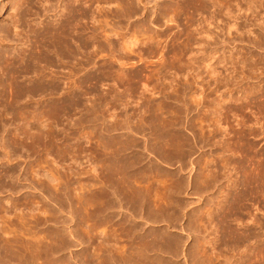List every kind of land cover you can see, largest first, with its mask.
<instances>
[{
	"label": "rangeland",
	"instance_id": "374dc122",
	"mask_svg": "<svg viewBox=\"0 0 264 264\" xmlns=\"http://www.w3.org/2000/svg\"><path fill=\"white\" fill-rule=\"evenodd\" d=\"M15 1L16 0H0V38L2 37V39H4L6 43V45L5 43L3 45H0V71L2 67L3 66L6 67L8 63L12 65L11 67H14V68L16 67V69L22 68L21 69L22 71L20 70L22 73L24 70L28 73L26 72H24L23 74L21 73L23 76L25 75L24 77L22 76L23 78H20V80H18L22 82L21 85H24V80H26L27 78L28 79L30 78L29 81L32 80L31 81L32 84L37 83L36 85H38L36 86L33 84V86H36L38 89H41L42 87L41 86H40L41 88L39 87L37 80L35 81V79L39 78V76L41 75L40 73H42L40 72V69H38V65L34 64L36 63V61H34V63L33 62L28 63L26 68H30V69H25V65H23L24 64L23 61L20 60L22 59L21 51L25 49L26 47L24 45L25 41L23 42L24 39L16 35L17 30H15L11 24L12 16L15 14V11L12 10V4ZM190 1L192 3H190L189 0H143L142 5L136 6L133 9L132 8L128 9V7H126L127 11L123 10L121 12L122 9L120 10L119 8V11H118L117 8L116 9L114 8L115 6H112L110 7L111 9L109 10L106 9L96 14V17H97L96 29H97L98 34H97V39L94 43V49L97 52L96 56L93 58L94 60L93 59H92L93 61L89 60L88 57L82 56V55L78 56L77 59H71L72 61L68 60L69 58L68 59L66 58V61L65 60L62 61V63H64L63 65L62 63L61 64L53 63V65H55V68L54 66H52L50 67L48 71L45 70V72H47L45 73L46 75L42 74V76H45L49 81L51 80L50 83L52 84L54 83L53 86L56 87L57 85L58 87V88H55L52 86V84H50L51 87L49 86V90H48L49 92H47L46 94H47V98L49 99L51 98L52 100L49 103V105L47 104V106L43 108V111L45 112L44 114L47 115L45 116L46 121L48 117L49 123H51V124L49 123L48 124L51 126H53L54 124L53 127H55V129L54 128L52 129L51 126L50 127L52 129V132H54V135H52V137L54 136L56 137L57 143H54L56 142L55 139H51L52 142L50 140L49 142L45 138L46 136L43 134L44 130L42 131V129H40L42 128L41 126H39L40 124L38 122L37 123L35 122L32 126L33 128H31L32 132H30L31 138H32V135L33 137L35 135V137L33 138L34 144L31 145L29 148L28 147L26 148L25 146L27 145L25 144L24 146V143L23 144L21 143L22 139L15 140L16 142L14 140L12 141L10 140L11 137L9 136L8 133H9V130H12L14 128L13 125H10V123H8L7 125L5 121H3L5 123L2 122V124H6L7 126L1 124L2 125L1 129L3 126H4L3 128L5 129L3 130L0 129L1 130L0 146H4L2 148H5V150L7 149V151L5 154V152H1L4 149H0V172H1L0 174H2L1 175L2 178L0 177V180H1L0 181L1 183L0 184L1 186L0 187L1 189L0 190V198H1L0 200L2 202L4 201V203L6 201H9L10 203V200L11 202H13L16 199L17 201L20 199L23 200L22 198H24V194H25V197H28L29 195V197L32 199L36 198L33 200L34 201L37 200L35 201L37 202V204L38 202L40 205L44 204L43 207L42 206L40 207V205H37V207L39 206L38 210L40 212L36 211L37 212L36 215L42 214L39 217V219L42 216H46V218H50L51 223H49L50 222L49 219H47L48 220V223H47V221H45L46 220L45 217L44 219L40 220L41 223L39 221H36L37 225H36V222H34V219H32L33 221L30 219L32 222L28 220V222L35 224V225L33 224L34 226H32V224L30 226L29 224L27 227L28 230L32 228L29 230V232L31 231V235L34 236L33 238H35L36 233L40 235L39 238H38V235H36L37 239H40L44 235H46L44 236L48 240V242L47 240L46 242L47 243L50 242V245H51V243L54 241V237L56 233L55 229L57 227L60 229V230L59 229L57 230V232L59 231L58 233H62L65 230L67 234H69V232L70 233L72 232L71 234L72 236L74 234L73 236L74 239L78 238L77 239L78 241L77 240L75 241L72 237L70 238L68 237V239H66V241L68 240L67 241V243H69L68 245L70 246L73 244V247L72 246L66 247L68 250L64 248L65 251L64 250L63 251L65 253L63 252L62 256L67 258V262H65L64 260L63 264L64 263L70 264L69 261L71 257H72L71 264H85L87 263L88 260H87V257L84 255H91V257L92 255L94 257L96 255H100V254H97L98 251L96 250L98 248L97 247L98 244L97 245L95 244L97 243L96 238L99 235L97 234L99 232L96 231L97 236L93 235V231L95 229L98 230V227L96 228L94 226V223L95 222L97 223V220L93 219L95 215L94 213L92 214L93 211L91 210L92 212L90 213L92 216L89 215L90 214L89 212L87 213L89 217L86 216L87 214L85 210H83V206H81L82 207L81 208L80 204L76 203L78 202L77 198L81 196L82 190L85 187L84 186L82 188L81 185L79 184L83 182L84 184L83 183L82 184L85 185V183L87 182L86 186L87 185L88 186L84 188V190L87 192L83 190L84 193H82L83 195L86 194L85 196L86 200L92 199L94 196L93 191L96 192V188L99 187V184L97 185V183L99 182L96 179L97 172L91 169V164L94 163L92 167H94L95 169L97 168V166L95 167V164H97V162L99 163V161H97L98 159L95 157L99 158L100 156L101 159L110 158V161L112 163H115L117 161L115 160V158L117 157L116 155H119L120 153V156H119L120 159L123 155L122 159L124 160V162L126 159H127L126 161H128L126 162L127 167L129 168L132 167L131 171L133 173L135 172V176L133 177H137V174L140 175L139 173L140 172L142 173L141 170L143 168H145V170L149 168L148 170H146L145 174L150 173V175H152V173H154L152 175L153 177H155V175L159 177L160 175V177L162 178L160 177L159 178L163 179L162 180L163 183L164 181L168 183L164 185H167V187H169L170 185V187L174 188L176 192L178 191L179 183L180 185L183 184L181 186L182 188L179 186V191H180L178 192L179 194L177 193L173 197V200H175V202L177 200L178 203L180 202L182 203V204L180 203V205L183 206L182 207L183 211L181 210V208L180 209L178 208V210L176 211L178 212L176 213L178 214L177 218L178 220L180 219L179 226L177 227L174 226L172 228L179 230L182 226L183 227L187 226L185 229L187 230V233L190 236L186 235L183 238L185 240L183 244L185 243L187 247V248L184 247V250L187 249L186 253L187 252L190 253L193 250L192 253L190 254L187 253V256H189L190 258L189 259L187 257L189 261L187 258H185L187 259V262L189 264L190 263L199 264L200 262H201L200 264L207 263L205 261L206 259L204 255L210 254V246L207 244V241L211 237H209L208 233L204 232L205 230L201 227V225L199 226V224L203 223L201 222L202 221L201 218H203L202 215L205 216V214H207L209 209L212 211L213 209L216 208L215 203L221 200L220 198L223 197V194H224L223 191H225V189H228V186L230 187L232 183V178L230 177V174H227L228 171H226L225 168H223L224 159L231 158L232 160L233 158V161H231L232 165L233 164L236 165V167L240 169V171L242 172L240 175L242 176L241 180H243L244 182L246 181V183L247 182L251 184L256 183L255 185L259 187L258 188L259 190L257 192L260 197L259 199L260 202L258 203L260 205V209L264 210V191H262L264 190V177H263L264 176V0H219L217 3L218 5H215V6H212V3H210V1H213V0H210V1L190 0ZM213 2L214 4H216V0ZM52 5L53 6L51 8H49V5L44 7L39 4L37 5L33 4V6H30V9L28 8L26 17L30 16L29 23H31V28H29L30 25L29 23H27L28 26L26 27L27 28L26 30L34 29V31L37 30L40 33L41 32L40 28L43 27V25H41L42 23L53 24V22L58 20L62 12L67 13L65 12V10H63V5L62 6H60V4L57 5L55 2ZM202 16L208 17V21L204 22V17ZM206 17H205V20H206ZM89 25L90 24H88L87 19H85L83 22V25L80 26L81 27L80 29H82L80 30L82 41L87 42L86 40L87 38L85 37H88V34L90 33L91 25L90 26ZM136 27H138L139 29ZM128 28L130 29V32H128L129 31ZM134 30H136V32H134ZM126 39H133L132 41L135 40L136 43L132 45V47L129 46L128 49H126L124 47V46H128L125 44ZM47 46L49 47V44ZM44 47L45 48L42 49L43 52L51 51L50 49L51 47L49 48L46 46ZM129 50H132V51H129ZM46 54L51 55V53L49 52ZM20 55L21 57H19ZM224 57H227V58L224 59ZM210 59H212L210 62L215 63V68H216L215 72H217L218 75H220L219 73H221V75L223 74V78H226L227 75L232 73L231 75L232 81L230 80L229 85L227 86L223 85L222 87L221 85H218L219 86L218 89L223 94V98H222L223 101L221 102V107L224 110L223 116L221 118L222 120L221 123H223L222 129L223 127L224 128L228 127L227 128L229 130V132L227 130L228 134L231 132L229 134L230 135L229 138L231 137L232 142L230 143L232 145L231 147H229V151L230 152L232 151L233 154H231L232 152L229 153V151H225L227 150V147L223 148L222 144H219L222 142L221 133H223V131H221L222 129L221 130L219 129L220 131L217 132L218 129L216 128H215L216 130L213 129L215 126L211 122L213 119L216 120L217 118L216 116H214L212 111L216 108V105L213 102L219 94L218 93L216 94L217 85H215L216 82L214 81V79L213 78L211 79V77L213 76L211 74H208V70L206 69L207 71L206 72L204 68L206 61L209 62L208 60ZM18 60H20V62ZM14 61H16V63L18 61L19 65L14 63ZM78 61H80L79 62L80 64L78 63ZM43 62L41 64L42 66L44 65ZM77 63L79 65L77 67L78 69L75 67L77 66ZM226 63L228 65H226ZM13 64H16L18 67L16 65L14 66ZM30 64L33 65L34 67L36 65L35 67L36 70H34L33 66H32L33 68H31ZM90 64H92V67L90 66ZM59 65L60 66L62 65V67L60 68ZM190 65L192 66L196 65V66L192 67ZM199 66L202 68V70H200L201 68ZM187 67L188 68L192 67L191 68L192 70L187 69ZM196 67H198L199 70H197L198 68ZM194 68L196 71L194 70ZM203 68H204V71H203ZM52 70L54 71V73H57V74L54 75ZM192 71L196 73H193ZM37 72L38 73L40 72L39 75ZM53 78H54L53 80L54 82L52 81ZM47 79L45 80L46 82L44 83L49 84V81ZM29 81H26L27 84L25 83V86L30 85ZM77 81L80 82V85ZM72 82H77L75 85L78 84L77 85L78 87L81 86L80 89L76 88L77 86H74L75 88L72 87L74 85V83ZM70 83L72 84V86L70 85ZM145 85H146V88L144 89ZM25 86L23 87V89L21 86V88L18 89V92L19 90L21 91V93H23V91L25 92L26 90L24 89H27L25 88ZM36 87H34V90L37 91ZM6 88L10 90L9 87H6ZM2 93L3 95L5 93L6 94L8 93V94L7 96H2L0 92V98L2 97L1 98L2 100L0 99L1 102L6 103L7 101L8 102L12 101L10 99L11 98L10 91L5 92L4 90V92L2 91ZM37 94H39L38 95L39 97L37 96ZM40 94H41V91L39 92L38 90L34 94L35 96L34 98L38 100L37 98L41 97ZM59 99L61 101L56 102V100H59ZM212 114L215 118L212 116ZM208 120L210 121V123ZM126 123L128 126L126 125ZM6 129L8 131H6ZM66 134H68V136H66ZM7 135L9 136V138ZM36 135L37 137L38 136L41 137L42 135H44V137L42 136L41 139L40 137L38 139ZM70 135L71 137H69ZM98 137L99 138L102 137L101 138L102 140L99 139ZM69 138H71V140ZM163 138L165 140L167 138V140L165 141ZM98 139L99 141L100 140L102 142L104 141L103 143H105L104 139H107L106 140V144L108 148L107 151L102 148L106 144L103 145V143H101V141L99 142ZM120 139L123 141H121ZM129 139L133 142L134 141L136 142L138 141V142L137 143L135 142L134 143L135 145H134L132 142L129 141ZM67 140L70 142H68ZM112 140L114 141L119 140L117 141L119 146L116 147V149H119L117 150V152L118 151L119 152L117 154L115 153L114 155L112 153L113 148L110 149L109 147H111L110 146L111 143L114 144L112 145V147L116 146L117 143L116 142L114 143V141ZM182 140H184L185 143L184 141L182 142ZM17 141H18V145H17ZM36 141L40 143H37ZM45 141L48 143H46ZM58 141H59V144H58ZM125 141L128 144L125 143ZM168 141H170V144L173 143L174 145L173 144L169 145L170 147L172 146V148L170 149L172 151L171 152L164 151L165 153L164 154L162 151L163 149L161 150V147H163L164 144L167 143ZM35 142L37 144H35ZM49 143L50 145H48ZM62 143L65 145H63ZM77 143L80 148L81 147L83 148L84 151L79 149V147L77 146ZM100 143L102 144V146ZM157 143L159 144L161 143V145ZM56 144L58 147L60 146V149L56 146ZM92 144L95 145V147ZM97 144H100V145H97ZM126 144L128 145L129 149L125 148L127 147ZM131 144H133L134 146ZM167 144H169V142ZM68 145L70 147L74 145L73 147L74 148L76 147L78 149L76 148L74 149L73 147H71L69 150ZM121 145L123 146L121 147ZM136 145L137 147H135ZM46 146L48 149H49V146H51V149H49L50 152L49 150L47 152ZM182 146H185L184 150ZM54 147L59 150L55 149ZM96 147H99L98 149L100 150L96 149ZM89 148H91V150ZM92 148H93V151H92ZM121 148H125V149H121ZM145 148L147 151L144 150ZM43 149L46 151H44ZM54 149L58 152L62 151L64 153H58V152L55 153L56 151ZM88 149L90 151H88ZM132 149L133 150L135 149V150L133 151ZM103 150L105 153L103 152ZM111 150H112L111 152L112 155L111 153L110 154L108 153V151L110 152ZM125 150H126V153H125ZM128 150L130 151L128 152ZM154 150H156L157 152ZM43 151L47 152L48 155L46 156L48 157V160L46 159L45 153ZM52 151H54L53 152L54 154L51 153ZM77 151L78 152L80 151L81 155H82L81 152H84L83 154L84 156L83 155L81 156L80 154H78L79 155L78 156ZM86 151H88V153H86ZM121 151H124V153L122 152V155H121ZM135 151L137 152L138 155H140L139 152H141V155L138 157ZM72 152H74L76 156L75 154L74 155L71 154ZM98 152H100L102 155H100V153ZM9 153H11L10 155L12 156H6ZM55 154L56 155L62 154V156L57 155L58 156L57 157ZM94 154H96L95 157H93ZM108 154L109 156H107ZM72 155L75 158H73ZM54 156H56L55 158L57 159H55ZM110 156H114L113 157L114 161L113 159L111 160ZM7 157H10V160H6ZM41 157L42 158L45 157L44 159L47 160L48 162H46L45 160H41L42 159ZM63 157L65 159L64 161L67 160L66 163L65 162L63 163ZM76 157H77V160L80 159V162L82 161L83 157L85 159H83L81 163L78 161L79 164H77L78 162L75 163L77 161ZM86 157L89 158L87 162H86L87 160ZM69 158H72L75 160L70 161ZM91 158L94 159V162L93 160L90 162ZM142 158H143L142 162L144 163L140 161ZM59 159L61 160L59 161ZM133 159L134 161H132ZM13 160L15 161L13 162ZM156 160L159 161V164H157L158 162ZM7 161L8 162L12 161L13 163L11 162V164H9L10 162L8 163ZM43 161L45 162V164H43L44 163ZM84 161L86 162V164ZM130 161L131 163L135 162L134 165H132ZM147 161L149 163H152L150 164L152 166L148 165L149 163ZM56 162H58L61 165L58 166L59 164H57ZM60 162H62L64 166ZM67 162L69 163L68 165H67ZM139 163L140 164L142 163L144 166L145 165L147 166L144 167L143 165H140ZM82 164L84 165V167H82L83 166ZM89 164L90 166H88ZM70 165L72 168L70 167ZM72 165L74 166V168ZM65 166L66 167L68 166L67 168H71V169L67 171V168ZM77 166L81 167V169L79 167L77 168ZM138 166H140L141 168L140 167L138 168ZM157 166H160V167H157ZM37 167L44 168V169L41 168L40 170H37L38 172H42L43 170L47 168L46 170L49 171L50 169L51 170L50 172L53 173L54 171L52 169H54L56 173L54 172L53 174H56V176L59 175L57 174L59 173L57 171H60V174H62L66 170V172H64L62 175H59L57 177L58 179L59 178L62 179L60 181L58 180L61 183L60 187L63 186L62 188H64L65 186L66 189L64 188L65 189L64 190L60 188L58 186L59 185L58 182L54 184L51 183L50 186L44 185V184H48L45 182L47 180H45L44 178H39L37 181L36 179L40 177V175L38 174L34 175V173L31 174L32 172H30L31 175L29 174L30 168H33L31 169V171H33L35 169H39ZM64 167L66 168L65 170L63 169L60 170V168H64ZM158 168L160 170H158ZM72 169H75L73 171H75L74 173H76V175L72 174L73 172V171L71 172ZM77 170H81L83 172L79 171L80 172L79 173ZM145 170L143 169V174ZM26 171H28V173H26ZM76 171L79 174H82V173L84 174L79 175ZM157 172L159 173L161 172V173L158 174ZM70 174L73 175L72 180L74 181L76 180L77 182L79 179L82 181L81 183L77 182L78 183L77 185H79L82 190L80 189V187H77L76 182L71 180L70 177L72 176H70ZM77 174L81 177L78 178ZM248 174L252 176L250 177ZM7 175L8 177H6ZM10 175H12V178H10L11 177ZM63 175H65V177ZM131 175H134V174H131ZM150 175L149 177H151ZM31 176L36 179H32ZM158 177H155L156 180L159 179ZM253 177H255L254 178L255 182L250 180V179L253 180ZM17 178H19L18 181H17ZM137 178L141 179L140 181L142 182L143 180L153 181L155 179V178L152 179V177L148 179L146 177H143V180H142V178H140L139 176ZM144 178L147 180H145ZM40 179L42 181L44 180L43 181L44 186L42 184L40 185L39 183ZM35 180L39 183L38 185ZM69 180H71L72 184ZM156 180L153 181V183L156 182L158 184V181L160 182V180L158 181ZM32 181H34V183ZM148 182H144V183L146 184ZM213 182L214 184H212ZM163 183H160V184H163ZM70 184H71V187H69ZM92 184L97 185L96 188H95V185H94V188H91L93 186ZM175 184L177 186H174V187L171 186ZM2 185L5 188L7 186L8 187L4 190L3 189L4 187ZM52 185H57L59 188V191L60 190L61 191L64 190V191L63 192L60 191V193H58L59 192L58 189L55 188V190L57 189L58 191V192L56 191V194L58 195H55V191L53 190L54 187ZM75 185L78 188V190L77 188L76 189L74 188ZM50 187L52 188L53 190L52 192H54V194L50 191L51 189ZM9 188L11 189L10 191H9ZM70 188L75 189V190H71ZM180 188L181 189L184 188V190H182L181 192ZM68 190L69 192L74 191V193L75 191L76 192L78 191L80 194L78 193L74 194L73 192L68 193ZM90 191H92L93 194H90ZM17 192L20 194L17 195L18 194ZM65 193L67 194L65 195ZM87 193H89V195ZM10 194L11 196L13 195V198L15 200L10 197ZM73 194L76 197L73 196ZM69 195H71L72 198L75 197L76 201H74L75 199L72 200V198ZM59 196H62L61 198L63 199H61ZM62 200L63 202H61ZM21 202L22 201H20V203ZM56 202L58 203L56 204ZM114 202L116 203L115 199H114ZM114 202H111L109 204V208H110L109 209L110 214L108 215L109 217H112L113 216L112 213L115 212L114 207H113L114 210L112 212V206H115ZM77 204H78V207H77ZM61 207H64L62 208V211H63L62 213L60 211ZM116 207L118 208L117 205L115 206V208ZM211 207L213 208L211 209ZM82 211L85 214H82L83 213ZM109 211L105 212V216H107ZM36 212H34V214ZM78 212H79V215H78ZM38 213H41V214H38ZM52 213L54 214L53 218L55 220L53 223H52L53 219L51 217L53 215ZM115 213H117V210ZM115 213L112 219L114 218L115 221H117L119 220V217L115 215ZM21 214L22 213L19 210V215ZM80 214H82L84 218H82ZM263 214H264V211L258 214V217L261 219H264ZM11 215H13V213ZM47 216H50V217H47ZM71 216L74 218V219L72 218L73 223H72V219L70 220ZM79 216L81 217L82 220L78 219L80 218ZM85 218L86 219L88 218L89 220L88 219L86 220ZM83 219L86 221V223L90 222V219L91 221L95 220V222L92 224L89 223V225L88 224L84 225L85 227L87 225L88 226L91 225V227L92 225L94 226L90 233L91 235L89 234L87 237L88 239L86 238L87 233L85 231V227L81 225L82 221H84ZM194 219L197 223L194 221ZM196 219L197 220L199 219L198 221H200L201 223L200 222L198 223ZM42 221L45 222V225L44 223H42ZM56 221L57 223H55ZM79 221L81 223H79ZM17 223H21V224H17ZM17 223L16 224L19 225L17 226L15 224L17 229L15 228L14 225L11 226V228L14 227L15 231L19 230L20 228V232L17 231V233H20V234L25 233L26 231L28 232V230L26 231L24 230L27 228L24 227V225L22 224V221L17 222ZM21 225H23L22 228H24L23 230L25 232L22 231V228L20 227ZM78 225L80 227H77ZM116 225H113L112 227L113 230L119 229L116 227ZM114 226L117 229H114ZM161 226L163 227L161 228ZM190 226H193V227H190ZM82 227L84 229L83 231L86 234L84 232L82 233L85 235H82L81 233ZM101 227H102V231L105 227L106 228L104 229V231L105 230L109 231V229L111 228V227L107 228L108 226H105L104 228L103 226ZM101 227L99 226L100 229ZM149 229L151 230H147L148 232L152 231L154 227H151ZM159 229L162 231H165L167 227L166 225L164 227V224H161L159 225ZM53 231L54 233H52ZM118 231L120 233V229ZM32 232L33 234L34 233L35 234L33 235ZM77 233L79 234V236L77 235ZM176 233L178 234V232ZM49 237L53 238L52 242L50 240L51 238ZM90 237H91V242L95 246L89 243ZM204 237L205 238L209 237V238H207V241H206ZM92 239L95 240L96 242L95 241L93 242ZM124 239H122V242L119 243L120 246L123 245ZM70 241L71 243L72 242L73 243L71 244ZM79 244H81V246H79ZM124 245L125 246L127 245L126 241L124 242ZM124 245L122 247H124ZM199 245H201V248ZM206 245H208L209 248ZM196 246H198V248L200 249H198ZM202 246H205V247H202ZM95 247L96 249H94ZM69 248H72V249H69ZM189 249L191 251H188ZM218 250L220 249H217V253L222 252L221 250L220 251ZM85 251L88 253L85 254L86 253ZM195 251L198 253H194ZM202 253H205V254L202 255ZM73 254L75 256H73ZM107 254H104L103 256L101 254L100 256L105 259L107 257ZM199 254L202 255V257ZM224 254L225 253L223 252V254L221 255H224ZM76 255H78L77 256L78 258L76 257ZM190 255H194V256L190 257ZM195 255L196 256L198 255L199 258L196 257ZM225 255L228 257L227 254ZM224 256H221V258L218 257L221 260H218L216 258L217 262H214V264L215 263L216 264H222V263L226 264V260ZM74 257L75 259H73ZM222 257H224V259H222ZM178 259L180 263L182 260H183L182 263L186 261L183 255L180 258H176L177 263H179ZM220 261H223V262L220 263Z\"/></svg>",
	"mask_w": 264,
	"mask_h": 264
},
{
	"label": "bare ground",
	"instance_id": "6f19581e",
	"mask_svg": "<svg viewBox=\"0 0 264 264\" xmlns=\"http://www.w3.org/2000/svg\"><path fill=\"white\" fill-rule=\"evenodd\" d=\"M208 1H210V0H208ZM213 1H215V0H213ZM213 1H210V3H212V6H215V5H218L217 3H218V1L219 0H216V4H214V2ZM56 3L57 5H59L60 4V6H62L63 5V10H65V12H67V13H63L62 12V14L59 16V18H58V20H56L55 22H53V24H50V23H48V24H44V23H42L41 25H43V27H41L40 29V33L37 31V30H35L34 31V29L33 30H26L27 28V23H29V21H30V19H29V17L30 16H28V17H26V15H27V12H28V8L30 9V6H33V4H39V5H41V6H44V7H46L47 5H49V8H51L53 5V3ZM187 2V1H186ZM189 2L190 3H192L190 0H189ZM143 4V0H16L13 4H12V10H14L15 11V14L12 16V27L15 29V30H17V32H16V35L18 36V37H21L22 39H24L23 40V42L25 41V43H24V45H25V49H23L21 52V55H22V59H20V60H22L23 61V65H25V69H30V68H26L27 67V64L28 63H30V62H33L34 63V61H36V63H34V64H37L38 65V69H40V72H42V73H40L41 75L39 76V78H36L35 79V81L37 80V82H38V84H39V87L41 88V89H38L36 86H38V85H36L35 83H33L34 85H36V86H33V84L31 83V81H29V79L27 78L26 80H24V85H21L22 84V82H20V81H18V80H20V78H23L24 76L22 75L24 72H26L25 70L23 71V73L21 72L22 70V68H18V69H16V67L14 68V67H11L12 65L10 64V63H8V61H7V66L6 67H2V69H1V71H0V92H1V94H2V96H7V94L5 95H3V93H2V91L4 92V90H5V92H8V91H10V95H11V100L12 101H10V102H8L6 99V101L8 102H6V103H3V102H1L0 101V129H1V126L2 125H6V124H2V122L3 121H5L6 123H7V125H8V123H10V125H13V129L12 130H9V136L11 137V138H13V139H11L10 138V140L12 141V140H20V139H22V141H21V143L23 144L24 143V146H25V144L27 145V146H25L26 148L28 147H30L31 145H33L34 144V137H35V135H34V137H33V135H32V138L30 137L31 135H30V132H32V130H31V128H33L32 126H33V124L36 122H38L40 125L39 126H41L42 128H40V129H42V131H43V134L46 136L45 138L49 141H51L52 142V140L51 139H55V141L57 140L56 139V137L54 136V137H52V135H54V132H52V129L54 128L55 129V127H53L54 126V124H53V126H51V125H49V124H51V123H49V120H48V117H47V121H46V117L45 116H47V115H45L44 113V111H43V108H45L46 106H47V104L49 105V103L51 102V98L49 99V98H47V92H49L48 90H49V86L51 87V85L50 84H52V83H50L51 82V80L49 81L45 76H42V74H44V75H46L45 73H47V72H45V70H49L50 69V67H52V66H54V68H55V65H53V63L55 64V63H58V64H61L62 63V61L63 60H65L66 61V58L68 59V60H71V59H77V57L78 56H86V57H88L89 58V60H92L95 56H96V51H95V49H94V43H95V41H96V39H97V29H96V22H97V17H96V14L99 12L100 13V11H104V10H106V9H111L110 7H112V6H115L114 8L116 9L117 8V10L119 11V8H120V10H121V12L123 11V10H125V11H127V9H126V7H128V9L129 8H135L136 6H139V5H142ZM208 4H209V2H208ZM212 8V7H211ZM46 9H48V8H46ZM124 11V12H125ZM124 12H123V14H124ZM29 14H30V12H29ZM28 14V15H29ZM202 17H204V22L206 21H208V17H206V16H202ZM205 17H206V20H205ZM29 20H28V19ZM85 19H87V21H88V24H90L89 26H90V36H89V34H88V37H85V38H87L86 40H87V42H85V41H82V39H81V33H80V30H82V29H80L81 27L80 26H82L83 25V22H84V20ZM172 20V19H171ZM171 20H170V22H171ZM233 23V22H232ZM29 28H31V23H29ZM237 27V26H236ZM136 28H138V27H136ZM129 29V28H128ZM132 29H133V27H132ZM139 29V28H138ZM128 32H130V29H129V31ZM134 32H136V30H134ZM134 35V34H133ZM101 36V35H100ZM129 36H130V34H129ZM133 37V36H132ZM83 40H84V38H83ZM133 39H126V45H128V46H124L126 49H128V47L130 46V47H132V45H134L135 43H136V41L134 40V41H132ZM5 43V40L4 39H2V37L0 38V45H3ZM49 44V47H51L50 49H51V51H44L43 52V48H45L44 46H46V47H48L47 45ZM5 45H6V43H5ZM48 47V48H49ZM125 49V50H126ZM47 50H49V49H47ZM129 51H132V50H129ZM51 53V55H48V54H46V53ZM194 52V51H193ZM99 54V53H98ZM133 54V53H132ZM21 55L19 56V57H21ZM224 55V54H223ZM240 55V54H239ZM45 56V57H44ZM225 56V55H224ZM238 56V55H237ZM233 57V56H232ZM236 57V56H235ZM80 58V57H79ZM118 58V57H117ZM213 58V57H212ZM225 58H227V57H224V59ZM238 59H239V57H238ZM20 60H18L19 62H20ZM94 60V59H93ZM92 60V61H93ZM212 59H210V60H208L209 62H207L206 61V64H205V66H204V68H205V71H206V69L208 70V74H211L213 77H211V75H210V77H211V79L213 78L214 79V81L216 82V84L215 85H217L216 87H217V89H216V94L218 93L219 95L217 96V98L214 100V102L213 103H215V105H216V108L212 111V113L214 114V116H216L217 118H216V120H212L211 122H212V124H214V128L213 129H218V131L217 132H219L221 129H222V124L223 123H221V118H222V116H223V109H222V107H221V102L223 101L222 100V98H223V94L220 92V90L218 89L219 88V86L218 85H221V87L224 85V86H227V85H229V82H230V80L232 79V73H230L229 75H227V77L226 78H223V74L221 75V73H219L220 75H221V77H220V75H218V73L217 72H215V63H213V62H210ZM17 61V63H16V61H14V63H16V64H18L19 65V62ZM22 61H21V63H22ZM44 61V62H43ZM72 61V60H71ZM75 61V60H74ZM84 61V60H83ZM91 61V62H92ZM229 61H231V60H229ZM242 61V60H241ZM42 62H43V66L41 65L42 64ZM77 62V61H76ZM80 61H78V63H79ZM20 63V64H21ZM78 63H77V66H75L74 64V66L77 68L79 65H78ZM94 63V62H93ZM92 63V64H93ZM218 63V62H217ZM6 64V63H5ZM10 64V65H9ZM16 64H13L14 66L16 65ZM64 63H62V65H63ZM67 64V63H66ZM76 64V63H75ZM80 64V63H79ZM92 64H90V66L92 67ZM123 64V63H122ZM188 64V63H187ZM191 64V63H190ZM204 64V63H203ZM241 64V63H240ZM31 65V64H30ZM62 65L60 66L59 65V67L61 68L62 67ZM69 65V64H68ZM73 65H71V66H73ZM120 65H121V63H120ZM129 65V64H128ZM201 65V64H200ZM218 65V64H217ZM226 65H228L227 63H226ZM232 65V64H231ZM230 65V66H231ZM17 66V65H16ZM33 65H31L30 67L31 68H33L32 67ZM56 66H57V64H56ZM70 66V67H71ZM190 66H192V65H190ZM196 65H193L192 67H195ZM203 66V65H202ZM222 66V65H221ZM18 67V66H17ZM20 67V66H19ZM24 67V66H23ZM35 67H36V65H35ZM34 67V70H36V68ZM75 67H73V68H75ZM191 67V68H192ZM200 67V66H199ZM54 68H53V70H54ZM85 68V67H84ZM88 68V67H87ZM191 68H188L187 67V69H191ZM196 68H198V67H196ZM201 68V67H200ZM204 68H203V71H204ZM24 69V68H23ZM41 69H42V71H41ZM78 69V68H77ZM86 69V68H85ZM93 69V68H92ZM95 69V68H94ZM224 69V68H223ZM21 70V71H20ZM52 70V71H53ZM60 70V69H59ZM192 70V69H191ZM194 70H195V68H194ZM197 70H199V68L197 69ZM200 70H202V68L200 69ZM28 71V70H27ZM30 71V70H29ZM39 71V70H38ZM73 71V70H72ZM85 71V70H84ZM190 71V70H189ZM196 71V70H195ZM56 72V71H55ZM181 72V71H180ZM193 72V71H192ZM197 72H199V71H197ZM201 72V71H200ZM207 72V71H206ZM22 73V74H21ZM26 73H28V72H26ZM38 73V72H37ZM39 73H38V75H39ZM176 73V72H175ZM193 73H196V72H193ZM53 74L55 75V74H57V73H54V71H53ZM52 74V75H53ZM59 74V73H58ZM37 75V76H38ZM51 75V76H52ZM53 75V76H54ZM23 76V77H22ZM27 76V75H26ZM36 76V75H35ZM58 76V75H57ZM196 76V75H195ZM200 76V75H199ZM198 76V77H199ZM203 76H204V74H203ZM237 76V75H236ZM56 77V76H55ZM54 77V78H55ZM209 77V78H210ZM54 78L52 79V81L54 80ZM148 78V77H147ZM197 78V77H196ZM236 78V77H235ZM48 80L49 81V84H46V83H44V82H46L45 80ZM72 79V78H71ZM80 79V78H79ZM73 80V79H72ZM146 80V79H145ZM21 81H23V80H21ZM26 81H29L30 82V85H26L25 86V83H26ZM232 81V80H231ZM54 82V81H53ZM78 82V81H77ZM77 82H72V83H74V85L72 86V84L70 83V85L72 86V87H74V86H77V85H75ZM79 83V85H80V82H78ZM213 83V82H212ZM234 83V82H233ZM239 83V82H238ZM27 84V83H26ZM29 84V83H28ZM32 84V85H31ZM54 84V83H53ZM53 84H52V86H53ZM147 84V83H146ZM164 84V83H163ZM211 84V83H210ZM18 87H17V86ZM69 85V84H68ZM17 88H16V87ZM21 86H22V89H23V87L25 86V88H27V89H24V90H26L25 92L23 91V93H21V91L19 90V92H18V89H20L21 88ZM169 86V85H168ZM6 87H9L10 88V90L8 89V88H6ZM34 87H36L37 88V91L39 90V92L41 91V94H40V98H37L38 100H36L34 97V94L37 92L36 90H34ZM53 87H55V86H53ZM70 87V86H69ZM80 87L81 86H77L76 88H79L80 89ZM212 87V86H211ZM220 87V88H221ZM8 90H6V89ZM55 88H58L57 87V85H56V87ZM55 88H54V90H55ZM75 88V87H74ZM146 88V85H145V87H144V89ZM150 88V87H149ZM17 89V90H16ZM50 90H51V88H50ZM224 90V89H223ZM36 91V92H35ZM52 91H53V89H52ZM225 91V90H224ZM56 92V91H55ZM149 92V91H148ZM153 92V91H152ZM132 93V92H131ZM185 93V92H184ZM51 94V93H50ZM176 94V93H175ZM39 94H37V96H38ZM49 95V94H48ZM52 95V94H51ZM72 96V95H71ZM198 96V95H197ZM39 97V96H38ZM49 97V96H48ZM2 98V97H1ZM0 98V99H1ZM212 98V97H211ZM3 99H4V97H3ZM73 99V98H72ZM2 100V99H1ZM226 100V99H225ZM229 100V99H228ZM59 102V101H61L60 99L59 100H56V102ZM141 101V100H140ZM145 101V100H144ZM238 101V100H237ZM5 102V101H4ZM155 102V101H154ZM237 103V102H236ZM218 106V107H217ZM220 108V109H219ZM147 109V108H146ZM239 109V108H238ZM45 110V109H44ZM209 110V109H208ZM155 113V112H154ZM232 113V112H231ZM230 113V114H231ZM213 114H212V116H213ZM144 115V114H143ZM236 115V114H235ZM211 116V117H212ZM213 116V117H214ZM238 116V115H237ZM241 116V115H240ZM113 117V116H112ZM215 118V117H214ZM236 118H238V117H236ZM210 119V118H209ZM241 119V118H240ZM52 120V119H51ZM50 120V121H51ZM112 120V119H111ZM133 120V119H132ZM146 120V119H145ZM209 121V120H208ZM5 122H3V123H5ZM214 122V123H213ZM239 122V121H238ZM49 123V124H48ZM55 123V122H54ZM129 123V122H128ZM203 123V122H202ZM209 123H210V121H209ZM208 123V124H209ZM2 124V125H1ZM58 124V123H57ZM137 124V123H136ZM204 124V123H203ZM259 124V123H258ZM6 125V126H7ZM126 125H127V123H126ZM210 125V124H209ZM244 125V124H243ZM5 126V127H6ZM52 127V129H51V127ZM75 126V125H74ZM128 126V125H127ZM237 126V125H236ZM4 127V126H3ZM2 127V129L1 130H3V129H5V128H3ZM211 127V126H210ZM58 128V127H57ZM171 128V127H170ZM212 128V127H211ZM228 128V127H227ZM227 128H224L223 127V129L221 130V131H223V133H221V138H222V142L221 143H219V144H222V146H223V148L224 147H227V150H225V151H229V147H231V143L230 142H232L231 141V137L229 138V134L231 133H229L228 134V132H229V130L227 129ZM9 129H10V127H9ZM215 129V130H216ZM220 129V130H219ZM1 130H0V132H1ZM127 130V129H126ZM227 130H228V132H227ZM263 130V129H262ZM6 131H8L7 129H6ZM5 131V132H6ZM56 131H57V129H56ZM65 131V130H64ZM164 131V130H163ZM71 132V131H70ZM169 132V131H168ZM53 133V134H52ZM66 133V132H65ZM57 134V133H56ZM55 134V135H56ZM77 134H79V133H77ZM134 134V133H133ZM44 135H42L43 137H44ZM8 136V135H7ZM9 136H8V138H9ZM42 136L40 137V136H38L37 137V135H36V137L39 139V137H40V139L42 138ZM66 136H68V134H66ZM78 136V135H77ZM123 136V135H122ZM130 136V135H129ZM132 136V135H131ZM165 136V135H164ZM58 137V136H57ZM69 137H71V135L69 136ZM212 137V136H211ZM99 138V137H98ZM102 137H100L99 139H101ZM36 139V138H35ZM63 139V138H62ZM67 139V138H66ZM70 140H71V138H69ZM68 139V140H69ZM73 139V138H72ZM99 139H98V141H99ZM127 139V138H126ZM159 139V138H158ZM157 139V140H158ZM164 139V138H163ZM162 139V140H163ZM43 140H44V138H43ZM65 140V139H64ZM67 140V141H68ZM74 140V139H73ZM72 140V141H73ZM76 140V139H75ZM102 140V139H101ZM100 140V141H101ZM105 140V143H103L102 141H101V143H103V145L104 144H106V140L107 139H104ZM121 140V139H120ZM125 140V139H124ZM128 140V139H127ZM126 140V141H127ZM133 140V139H132ZM156 140V141H157ZM165 140V139H164ZM166 140H167V138H166ZM165 140V141H166ZM30 141V142H29ZM49 141V142H50ZM99 141V142H100ZM110 141V140H109ZM108 141V142H109ZM112 141H114V140H112ZM111 141V142H112ZM117 141H119V140H115L114 141V143L116 142L117 143ZM121 141H123V140H121ZM125 141V143H127ZM129 141L130 142H132L133 144L136 142V141H131L130 139H129ZM159 141V140H158ZM157 141V142H158ZM184 140H182V142H183ZM16 142V141H15ZM37 142V141H36ZM35 142V144H37V143H40V142H37L36 143ZM46 142V141H45ZM68 142H70V141H68ZM77 142V141H76ZM98 142V143H99ZM138 142V141H137ZM136 142V143H137ZM169 142V144H167ZM167 143H165L164 144V146L163 147H161V150L163 151V153H164V151H168V152H171L172 150H170L171 148H172V146L170 147L169 145H172V144H170V141H168ZM20 143V144H21ZM46 143H48V142H46ZM54 143H57V141L56 142H54ZM53 143V144H54ZM100 143V144H101ZM110 143V142H109ZM184 143H185V141H184ZM21 144V145H22ZM58 144H59V141H58ZM63 144V143H62ZM100 144H97V145H100ZM120 144V143H119ZM128 144V143H127ZM126 144V146L127 147H125V148H128V145ZM133 144H131V145H133ZM157 144H159V143H157ZM187 144V143H186ZM186 144H185V146H186ZM17 145H18V141H17ZM47 145V144H46ZM48 145H50V143L48 144ZM63 145H65V144H63ZM75 145H76V143H75ZM88 145V144H87ZM93 145V144H92ZM96 145V146H97ZM112 145H114V144H110V146L111 147H109L110 149L111 148H113L112 150H113V152H112V150L109 152L108 151V153L110 154L111 152L113 153V155L116 153H118L117 152V150H119V149H116V147H118L119 145H118V143H117V145L116 146H113L112 147ZM124 145V144H123ZM123 145H121V147L123 146ZM130 145V144H129ZM135 145V144H134ZM133 145V146H134ZM159 145H161V143L159 144ZM174 145V144H173ZM183 145V144H182ZM23 146V147H24ZM56 146H57V144H56ZM69 146V145H68ZM68 146H66V147H68ZM74 146V145H73ZM73 146H71V147H73ZM77 146L79 147V145H78V143H77ZM90 146V145H89ZM94 147H95V145H93ZM101 146H102V144H101ZM158 146V145H157ZM185 146H182L183 147V150H184V147ZM2 147H4V146H0V149H4L5 150V148H2ZM22 147V146H21ZM53 147V146H52ZM58 147V146H57ZM64 147V146H63ZM70 146H69V150H70V148H71ZM100 147V146H99ZM99 147H96V149H98ZM130 147V146H129ZM135 147H137V145L135 146ZM139 147V146H138ZM145 147V146H144ZM179 147V146H178ZM177 147V148H178ZM46 148H47V146H46ZM45 148V149H46ZM55 148V147H54ZM59 149H60V146L58 147ZM74 148V147H73ZM76 148V147H75ZM74 148V149H75ZM101 148V147H100ZM104 150H108V148H107V144L106 145H104L103 147H102ZM101 148V149H102ZM125 148H121V149H125ZM159 148V147H158ZM49 149H51V146H49ZM48 148H47V152H48V150H49ZM55 149H57V148H55ZM54 149V150H55ZM59 149H57V150H59ZM68 149V148H67ZM76 149H78V148H76ZM79 149H81L82 151H84L83 150V148L81 147H79ZM90 150H91V148H89ZM88 149V151H90ZM109 149V150H110ZM114 149H115V151H114ZM129 149V148H128ZM182 149V148H181ZM4 150H2L1 152H5V154H6V151H7V149L4 151ZM29 150V149H28ZM44 150V149H43ZM62 150H63V148H62ZM65 150V149H64ZM73 150V149H72ZM98 150H100V149H98ZM104 150H103V152H104ZM131 150V149H130ZM130 150H128V152L130 151ZM133 150V149H132ZM135 150V149H134ZM133 150V151H134ZM139 150V149H138ZM137 150V151H138ZM144 150H146V148L144 149ZM222 150V149H221ZM230 150H231V148H230ZM44 151H46V150H44ZM43 151V152H44ZM56 151V150H55ZM68 151V150H67ZM88 151H86V153H88ZM92 151H93V148H92ZM91 151V152H92ZM95 151V150H94ZM147 151V150H146ZM149 151V150H148ZM154 151H156V150H154ZM223 151V150H222ZM47 152H44L45 153V157H46V159L48 160V157L46 156V155H48L47 154ZM49 152H50V150H49ZM54 151H52L51 153H53ZM58 151H56L55 153H57ZM78 152V151H77ZM76 152V153H77ZM97 152V151H96ZM95 152V153H96ZM122 152L124 153V151H121V155H122ZM136 152V151H135ZM134 152V153H135ZM157 152V151H156ZM160 152V151H159ZM232 152V151H231ZM230 151H229V153H231ZM58 153H64V152H58ZM82 153V155L84 154V152H81ZM98 153H100V152H98ZM105 153V152H104ZM112 153H111V155H112ZM125 153H126V150H125ZM140 153V155H141V152H139ZM162 153V152H161ZM222 153V152H221ZM11 153H9V154H7L6 156H12V155H10ZM54 154V153H53ZM53 154H51V155H53ZM67 154V153H66ZM66 154H64V155H66ZM69 154V153H68ZM71 154H75L74 152H72ZM78 154H80V151L77 153V155ZM97 154V153H96ZM96 154H94L93 155V157H95V155ZM109 154L107 155V156H109ZM136 154H137V152H136ZM155 154V153H154ZM165 154V153H164ZM227 154H228V152H227ZM231 154H233V152L231 153ZM50 155V154H49ZM56 155V154H55ZM58 155V154H57ZM56 155V156H57ZM62 156V154H59L58 156ZM72 155V156H73ZM81 155V154H80ZM81 155V156H82ZM100 155H102L101 153H100ZM104 155V154H103ZM106 155V154H105ZM125 155V154H124ZM128 155V154H127ZM130 155H131V153H130ZM138 155V154H137ZM140 155H138V157L140 156ZM190 155V154H189ZM226 155V154H225ZM56 156H54V158L56 157ZM57 156V157H58ZM71 156V155H70ZM75 156H76V154H75ZM79 156V155H78ZM84 156V155H83ZM85 156H87V155H85ZM91 156V155H90ZM90 156H89V158H90ZM99 156V155H98ZM106 156V157H107ZM117 157H119L120 156V153H119V155H116ZM115 156V157H116ZM143 156V155H142ZM234 156V155H233ZM43 157V156H42ZM41 157V158H42ZM44 157V158H45ZM69 157V156H68ZM67 157V158H68ZM111 157V160L113 159V161H114V156H110ZM115 158V160H117L115 163H112L111 161H110V158H107V159H105V158H103V159H101V157L99 156V158L98 157H95V158H97L98 160L97 161H99V163L97 162V164L98 165H100V166H98L97 164H95V167L97 166V168H95L94 169V167H92V165L94 164H91L90 162L93 160V162H94V159L93 158H91V160H90V164H91V169H93V171H95V172H97L96 174V179L98 180V182L99 183H97V185L99 184V187L98 188H96V186L97 185H95V188H96V192L95 191H93L94 192V194L92 193V191H90V194H93L94 196H93V198L92 199H89V200H86L85 199V196H86V194L85 195H83L82 193H84L83 192V190H84V188H86L87 186H86V183H85V185H83L84 183L81 181V180H79L78 179V183L80 182H82L81 184H79V185H81V187L83 188L84 186V188H83V190L81 189V187L79 186V185H77L78 183L76 182V180L74 181V180H72V178H73V175L75 174L76 175V173H74L75 171H73V170H75V169H72L71 170V172H72V174H70V176H72V177H70V176H68V177H70L71 178V180L72 181H74V182H76V185H77V187H80V189L82 190V193H81V196H79L78 198H77V201L78 202H76V203H78V204H80V207L81 206H83V210H85V212H86V214L89 212H92V214L94 213V215H95V217L97 218H95V217H93V219H95V220H97V223L95 222V220H93V221H91V219H90V222H87L86 223V221L84 222V221H82V223L79 221V223H81V225H86V224H88L89 225V223H94V226L97 228L98 227V230H94L93 231V235H96L97 236V234H99L98 236H97V238H96V240H97V243H95L96 245H97V249H96V247L94 248V249H96L97 251H98V253L97 254H102V256L104 255V254H107V257L104 259V258H102L100 255H96L95 257L92 255V257H91V255H84V256H86L87 257V263H85V264H88L89 263V261H90V263L89 264H126L127 262V264H179L180 263V261H179V259H178V262L179 263H177V261H176V258H180V257H182V255H183V257H184V259L185 258H189V256H187V253H189V252H187L186 253V250H184V247H186V245H185V243L183 244V242L185 241L183 238L186 236V235H188V233H187V230L185 229L186 227H179L180 229V231L178 230V229H173L172 227H177V226H179V220H178V218H177V216H178V214H176V213H178V212H176L177 210H178V208L180 209L181 208V210L183 211V206H181L180 205V203H178V201L176 200V202H175V200H173V197H174V195L175 194H177L178 192H180L179 191V186L181 187L182 185H180V183H179V185H178V191L176 192V190L174 189V188H172V187H170V185H169V187H167V185H164V184H168V183H166V181H164V183H163V179H160V178H162V177H160V175H159V177L158 176H156L155 175V177H158L157 179L158 180H160V182L158 181V180H156V178L155 177H153L152 175L154 174V173H152V175H150V173H146L145 174V172H146V170H148V169H146L145 170V168H143L145 171H144V174H143V169L141 170L142 171V173L140 172L139 173V171H138V173L140 174V175H138L137 174V177L139 176L140 178H142V180H143V177H146L147 179L148 178H151L152 177V179L153 178H155L153 181H158V184L155 182V183H153V181H149V180H147V179H145V180H147V181H144L143 180V182L142 181H140L141 179H138L137 177H133V176H135V172L133 173L132 171H131V166L132 165H134V163L132 162L131 163V161H130V163L132 164L130 167L131 168H129V167H127V163L126 162H128V161H126L125 160V162H124V160L122 159V157H123V155H122V157H121V159H120V157L119 158ZM126 157V156H125ZM129 157V156H128ZM131 157V156H130ZM145 157V156H144ZM228 157V156H227ZM226 157V158H227ZM40 158V159H41ZM44 158H42L41 160H45ZM53 158V159H54ZM62 158V157H61ZM66 158V159H67ZM73 158H75L74 156H73ZM79 158H81V157H79ZM87 158V157H86ZM89 158H87V160H86V162L89 160ZM135 158V157H134ZM141 158V157H140ZM162 158H163V156H162ZM11 159H12V157H11ZM55 159H57V158H55ZM54 159V160H55ZM70 159V161L71 160H75V159H72V158H69ZM83 159H85L84 157H83ZM83 159H82V161H83ZM132 159V158H131ZM146 159V158H145ZM156 159H157V157H156ZM167 159V158H166ZM4 160V159H3ZM6 160H10V157H7V159ZM40 160V161H41ZM47 160H45L46 162H48ZM61 159H59V161H60ZM65 159H64V157H63V163L65 162L66 163V161H64ZM76 160H77V157H76ZM129 160V159H128ZM135 160H137V159H135ZM142 160H143V158L140 160L141 162H142ZM150 160V159H149ZM152 160V159H151ZM176 160V159H175ZM222 160V159H221ZM15 160H13V162H14ZM35 161V160H34ZM56 161V160H55ZM80 162V159H78L76 162L75 161H73V162H75V163H77V162ZM81 161V162H82ZM132 161H134V159L132 160ZM140 161H138V162H140ZM157 161V160H156ZM164 161V160H163ZM166 161V160H165ZM231 161H233V158H232V160H231V158H229V159H224V161H223V168H225V170L226 171H228V173L227 174H230V177L232 178V183H231V185H230V187L228 186V189H225V191H223V193H221V194H223V197H221L219 200V202H216L215 203V205H216V208L215 209H213L212 211L209 209V211L207 212V214H205V216L204 215H202L203 216V218H201V216H200V218L202 219V221L201 222H203L202 224H199V226L201 225V227L205 230L204 232L205 233H208L209 234V237H211V238H209V237H207V238H209L208 239V241H207V238H205L206 239V241H207V244L210 246V254L209 255H206L205 253L207 252H205V253H202V255L203 254H205L204 256H205V261L207 262L206 264H214V262H217L216 261V258L218 259V260H221V259H219L218 257H220L221 258V256H224L225 254H227L228 255V257L225 255L224 257H225V260H226V264H264V219H261V218H259L258 217V214H260V213H262L263 211L260 209V205H259V203L258 202H260L259 201V199H260V197H259V195H258V188L259 187H257L254 183H249V182H247L246 183V181L244 182L243 180H241V177L242 176H240L241 175V171H240V169H238L237 167H236V165H232V162ZM8 162V161H7ZM6 162V163H7ZM10 162V161H9ZM8 162V163H9ZM12 162V161H11ZM11 162L9 163V164H11ZM12 162V163H13ZM44 162V161H43ZM54 162V161H53ZM69 162V161H68ZM67 162V165L69 164ZM79 162L77 163V164H79ZM80 162V163H81ZM85 162V161H84ZM86 162H85V164H86ZM95 162V163H96ZM148 162V161H147ZM151 162V161H150ZM158 163L157 164H159V161H157ZM7 163V164H8ZM40 163H42V162H40ZM39 163V164H40ZM52 163V162H51ZM57 164H59L58 162H56ZM60 163H62V162H60ZM62 163V164H63ZM71 163V162H70ZM112 163V164H111ZM142 163H144V162H142ZM140 164V165H143V164ZM149 163V162H148ZM156 163V162H155ZM160 163H162V162H160ZM222 163V162H221ZM43 164H45V162L43 163ZM49 164V163H48ZM84 164V163H83ZM82 164V165H83ZM84 164V165H85ZM88 164V163H87ZM90 164L88 165V166H90ZM114 164V165H113ZM137 164V163H136ZM150 164H152V163H149L148 165H150ZM153 164H154V162H153ZM61 164H59L58 166H60ZM66 165V164H65ZM76 165V164H75ZM84 165L82 166V167H84ZM130 165V164H129ZM208 165V164H207ZM31 166H33V165H31ZM40 166V165H39ZM57 166V167H58ZM63 166H64V164H63ZM73 166V165H72ZM80 166V165H79ZM79 166H77V168L79 167ZM144 166V165H143ZM145 166H147V165H145ZM144 166V167H145ZM150 166H152V165H150ZM155 166V165H154ZM247 166V165H246ZM30 167V166H29ZM28 167V168H29ZM36 167V166H35ZM46 167H48V166H46ZM56 167V166H55ZM66 167V166H65ZM60 168V170L61 169H63V170H65L66 168ZM70 167H71V165H70ZM140 166H138V168H139ZM157 167H160V166H157ZM37 168H39V167H37ZM41 168H43V167H41ZM41 168H39V169H35V170H33V171H31V169H33V168H30V170H29V174H30V172H32L31 174H33L34 173V175L35 174H38V175H40V177H38L37 179L36 178H33L32 176V179H36L37 181H38V179L39 178H44L45 180H47V181H49V182H47V181H45L46 183H48V184H44V180L42 181L41 179L39 180V183H40V185L42 184H44V185H48V186H50L51 185V183L52 184H54V183H56V182H58L59 183V187H60V180H62V179H58L57 177L59 176V175H62L64 172H66V170L62 173V174H60V171H57V172H59V173H57V174H59L58 176H56V174H53L54 172H55V170L54 169H52L54 172L52 173V172H50L51 170L49 169V171L48 170H43L42 172H38L37 170H40ZM59 168V167H58ZM72 168V167H71ZM71 168H67V171L68 170H70ZM73 168H74V166H73ZM80 169H81V167H79ZM89 168V167H88ZM87 168V169H88ZM133 168H135V167H133ZM141 168V167H140ZM147 168V167H146ZM86 169V168H85ZM90 169V170H91ZM155 169V168H154ZM59 170V169H58ZM62 170V171H63ZM136 170V169H135ZM138 170V169H137ZM157 170V169H156ZM158 170H160L159 168H158ZM163 170V169H162ZM5 171V170H4ZM36 171V172H35ZM78 172L80 171V172H83V171H81V170H77ZM76 171V172H77ZM87 171H89V170H87ZM92 171V172H93ZM134 171V170H133ZM164 171V170H163ZM256 171V170H255ZM7 172V171H6ZM70 172V171H69ZM70 172V173H71ZM77 172V173H78ZM79 172V173H80ZM130 172H131V174H134V175H131L130 174ZM137 172V171H136ZM254 172V171H253ZM1 173V172H0ZM26 173H28V171H26ZM56 173V172H55ZM78 173V174H79ZM158 174H160L159 172H157ZM166 173V172H165ZM226 173V172H225ZM4 174H5V172H4ZM7 174V173H6ZM13 174V173H12ZM29 174H27V175H29ZM30 174V175H31ZM67 174V173H66ZM69 174V173H68ZM77 174V175H78ZM84 173H82V174H79V175H83ZM143 174V175H142ZM156 174V173H155ZM216 174V173H215ZM256 174V173H255ZM1 175L2 174H0V177H1ZM14 175V174H13ZM78 175V178L79 177H81V176H79ZM130 175H131V177H130ZM149 175L151 176V177H149ZM166 175V174H165ZM214 175V174H213ZM249 175V174H248ZM247 175V176H248ZM11 177L10 178H12V175H10ZM64 177H65V175H63ZM91 176V175H90ZM142 176V177H141ZM162 176V175H161ZM212 176V175H211ZM250 176V175H249ZM252 176V175H251ZM250 176V177H251ZM257 176H258V174H257ZM5 177V176H4ZM6 177H8V175L6 176ZM86 177V176H85ZM224 177V176H223ZM264 177V176H263ZM2 178V177H1ZM30 178V177H29ZM66 178H67V176H66ZM211 178V177H210ZM228 178V177H227ZM247 178V177H246ZM255 177H253V180L252 179H250L251 181H254L255 179H254ZM9 179V178H8ZM18 179L19 178H17V181H18ZM76 179H77V177H76ZM83 179V178H82ZM95 179V178H94ZM93 179V180H94ZM95 179V180H96ZM152 179H150V180H152ZM28 180H30V179H28ZM27 180V181H28ZM35 180V181H36ZM59 180V181H58ZM71 180H69L70 182H71ZM86 180V179H85ZM216 180V179H215ZM227 180V179H226ZM1 181V180H0ZM26 181V182H27ZM36 181V182H37ZM69 181H68V183H69ZM149 181V182H148ZM162 181V182H161ZM176 181V180H175ZM33 183H34V181H32ZM35 182V183H36ZM144 182H148V183H144ZM216 182V181H215ZM255 182V181H254ZM24 183V182H23ZM29 183V182H28ZM38 182H37V185L39 184ZM50 183V184H49ZM57 183V184H58ZM89 183V182H88ZM95 183H96V181H95ZM160 183H163V184H160ZM1 184V183H0ZM71 184H72V182H71ZM71 184H70V186L69 187H71ZM190 184V183H189ZM212 184H214V182L212 183ZM40 185H39V187H40ZM43 185V186H44ZM67 185H69V184H67ZM76 185H75V189L77 188L76 187ZM83 185V186H82ZM93 185V184H92ZM94 185L91 187V188H94ZM3 186V185H2ZM42 186V187H43ZM54 188H53V187ZM51 187L53 188V190L55 191V195H58V194H56V191H57V189H58V191H59V188H58V186L57 185H52ZM57 186V187H56ZM62 186V185H61ZM72 186H74V185H72ZM171 186H177L176 184L175 185H171ZM185 186V185H184ZM183 186V187H184ZM1 187V186H0ZM4 187V186H3ZM8 187V186H7ZM6 187V188H7ZM41 187V188H42ZM50 187V188H51ZM63 187V186H62ZM62 187H60V188H62ZM187 187V186H186ZM5 187L3 188L4 190L6 189ZM11 188V187H10ZM9 188V191L11 190ZM15 188V187H14ZM52 188L50 189V191L52 192L53 190H52ZM55 188H57L56 190H55ZM64 188H65V186H64ZM64 188H62V189H64ZM90 188V187H89ZM90 188V189H91ZM182 188V187H181ZM180 188V189H181ZM185 188V187H184ZM184 188L183 189H181V192H182V190H184ZM66 189V188H65ZM64 189V190H65ZM69 189V188H68ZM71 189V188H70ZM75 189H71V190H75ZM88 189V188H87ZM187 189V188H186ZM185 189V190H186ZM1 190V189H0ZM37 190V189H36ZM49 190V189H48ZM64 190H60L61 192H63ZM77 190H78V188H77ZM81 190H79V191H81ZM92 190H94V189H92ZM188 190V189H187ZM13 191V190H12ZM11 191V192H12ZM57 191V192H58ZM60 191L58 192V193H60ZM85 191V190H84ZM89 191V190H88ZM262 191H264V190H262ZM22 192V191H21ZM74 193V191H71V192H69V190H68V193ZM85 192H87V191H85ZM13 193V192H12ZM11 193V194H12ZM18 193V192H17ZM35 193V192H34ZM33 193V194H34ZM50 193V192H49ZM53 194H54V192H52ZM75 193H78V194H80L78 191L76 192L75 191ZM74 193V194H75ZM11 194H10V197L11 198H13V195L11 196ZM20 193H18L17 195H19ZM67 193H65V195H66ZM73 194V196H75ZM88 195H89V193H87ZM179 194V193H178ZM181 194V193H180ZM51 195V194H50ZM54 195V196H55ZM60 195V194H59ZM62 195V194H61ZM72 195V194H71ZM71 195H69L71 198H72V196ZM22 196V195H21ZM68 196V195H67ZM78 196V195H77ZM20 197V196H19ZM18 197V198H19ZM33 197V196H32ZM45 197V196H44ZM56 197V196H55ZM54 197V198H55ZM60 198L62 197V196H59ZM76 197V196H75ZM75 197L74 198H72V200L73 199H75ZM89 197V196H88ZM92 197V196H91ZM176 197H177V195H176ZM69 198V197H68ZM70 198V199H71ZM87 198V197H86ZM1 199V198H0ZM14 199V198H13ZM23 200H18L17 201V199L15 200V201H13V202H11V200H10V203H9V201H6L5 203H4V201L2 202L1 200H0V264H63V261L65 260V262H67V258L66 257H63L62 256V253L65 251L64 250V248H66V247H73V242L71 243V241H70V243L72 244V245H68L69 243H67V241H66V239H68V237L70 238V237H72L73 239H74V234H73V236H72V232L70 233L69 232V234H67L66 232H65V230H64V232H62V233H58L57 232V230L59 229L58 227L55 229V237H54V241L52 240L53 238L52 237H49V238H51L50 240H51V245H50V242L49 243H47L48 242V240L46 239V237H44V236H46V235H44L42 238H40V239H37V237H36V235H38L37 233H36V235H35V238L37 239H35V238H33L34 236H32L31 235V231L29 232V230L30 229H32V228H30L29 230H28V225L30 224V226H31V224H32V226H34L35 224L34 223H31L33 220L32 219H34V222H36V221H39L40 223H41V221L40 220H42V219H44V217L46 218V216H42L40 219H39V217L42 215L41 213H38V214H41V215H36L37 214V212L36 211H38V212H40L39 210H38V207H37V205H40L39 204V202H38V204H37V202H35V201H37V200H33V199H36V198H30L29 197V195H28V197H25V194H24V198H22ZM56 199H58V198H56ZM61 199H63V198H61ZM88 199V198H87ZM114 199H115V201H116V203L114 202ZM46 200V199H45ZM51 200V199H50ZM54 200V199H53ZM68 200V199H67ZM91 200H92V202H91ZM111 200H113V201H111ZM20 201H22L21 203H20ZM57 201V200H56ZM71 201V200H70ZM74 201H76V199L74 200ZM45 202V201H44ZM61 202H63V200L61 201ZM111 202H114L115 203V206L117 205L118 206V208L116 207L115 208V206H112V212H113V210L115 209V212H116V210H117V213H115V215H117L118 217H119V220H117V218H116V220L117 221H115V219L113 218L112 219V217L114 216V213H112V217H109L108 215L110 214V211H109V204L111 203ZM58 202H56V204H57ZM69 203V202H68ZM78 204H77V207H78ZM182 204V203H181ZM214 204V203H213ZM44 205V204H43ZM43 205H40V207L42 206L43 207ZM74 205V204H73ZM112 205V204H111ZM111 205H110V207H111ZM114 205V204H113ZM56 206V205H55ZM22 207V208H21ZM113 207H114V209H113ZM191 207V206H190ZM22 210H21V209ZM62 208H64V207H61V210H60V208H59V210L61 211V213L63 212L62 211ZM82 208V207H81ZM213 207H211V209H212ZM41 209V208H40ZM44 209V208H43ZM80 209V208H79ZM19 210L21 211V215H19ZM78 210V209H77ZM92 210V211H91ZM18 211V212H17ZM107 211H109L108 212V214H107V216H105V212H107ZM25 212V213H24ZM34 212H36L35 214H34ZM80 212V211H79ZM79 212H78V215H79ZM83 212V211H82ZM180 212V211H179ZM13 213V215H11ZM18 213V214H17ZM49 213H51V212H49ZM48 213V214H49ZM181 213V212H180ZM47 214V215H48ZM53 214V213H52ZM51 214V215H52ZM82 214H85L84 212L82 213ZM82 214H80L81 216H82ZM104 214V215H103ZM193 214V213H192ZM46 215V214H45ZM50 215V216H51ZM56 215V214H55ZM89 215H91V213L89 214ZM93 215V216H94ZM180 215V214H179ZM186 215V214H185ZM185 215H183V216H185ZM264 215V214H263ZM13 216V217H12ZM50 216H47V217H50ZM53 216H54V214L51 216L52 217V219H53V221H52V223L55 221L54 220V218H53ZM86 216H88V214L86 215ZM92 216V215H91ZM105 216V217H104ZM199 216V215H198ZM80 217V216H79ZM89 217V216H88ZM181 217H182V215H181ZM196 217V216H195ZM73 217L71 216L70 217V220L72 219ZM82 218H84L83 216H82ZM91 218V217H90ZM179 218H180V216H179ZM191 218H193V217H191ZM190 218V219H191ZM199 218V217H198ZM32 221H31V220ZM37 219V220H36ZM47 219H49V221H50V218H46V220L45 221H47V223H48V220ZM57 219V218H56ZM74 219V218H73ZM73 219H72V223H73ZM78 219H80V220H82L81 219V217L80 218H78ZM86 219V218H85ZM88 219V218H87ZM86 219V220H87ZM200 219V220H201ZM28 220H30L31 222H28ZM59 220V219H58ZM89 220V219H88ZM197 220V219H196ZM199 220V219H198ZM197 220V221H198ZM20 221H22V224L24 225V227L25 228H27V229H24V228H22V226L23 225H21L20 227L22 228V231L23 232H25L26 230H28V232L26 231L25 233H22V231H21V233L22 234H20V233H17V231H19L20 232V228H19V230H17V231H15L14 229L16 228V226H15V224L17 223V222H20ZM44 221V220H43ZM42 221V223H44V225H45V222H43ZM194 221H195V219H194ZM38 222V223H39ZM71 222V221H70ZM181 222V221H180ZM196 222V221H195ZM194 222V223H195ZM200 221H198V223H199ZM200 222V223H201ZM49 223H51V221L49 222ZM55 223H57V221L55 222ZM79 223H77V224H79ZM197 223V222H196ZM17 224H21V223H17ZM16 224V225H17ZM34 224V225H33ZM60 224V223H59ZM117 224V225H116ZM158 224V225H157ZM161 224H164V227H165V225H166V227H167V229L165 230V231H162V230H160L163 226H161V228L159 229V225H161ZM181 224V223H180ZM15 226V228L13 227V228H11V226ZM36 225H37V222H36ZM52 225V224H51ZM56 225V224H55ZM84 226L85 227V231H86V233H87V235H86V238L88 237V235L91 233V231H92V228L94 227L93 225H92V227H91V225L90 226ZM113 225H116V227L117 228H119L120 229V233H119V229L118 230H113L112 229V227H113ZM17 226H19V225H17ZM39 226H40V224H39ZM66 226V225H65ZM99 226L101 227V226H103V228L105 227V226H108L107 228H109V227H111L110 229H109V231L107 230H105L104 231V229L106 228H104L103 229V231H102V227H101V229L99 228ZM77 227H80L79 225L77 226ZM151 227H154V229L152 230V231H147V230H151V229H149V228H151ZM190 227H193V226H190ZM201 227H200V229H201ZM34 228V227H33ZM37 228V227H36ZM117 228H115V226H114V229H117ZM11 229H13V230H11ZM17 229V228H16ZM25 231H24V230ZM67 229V228H66ZM101 231H100V230ZM173 229V230H172ZM189 229V228H188ZM60 230V229H59ZM80 230V229H79ZM84 229H83V227H82V231H81V233L82 232H84L83 231ZM112 230V231H111ZM160 230V231H159ZM164 230V229H163ZM190 230V229H189ZM52 231V230H51ZM62 231V230H61ZM75 231V230H74ZM79 231V232H80ZM96 231L97 232H99V233H97L96 234ZM148 232V233H147ZM176 232H178V234L176 233ZM189 232V231H188ZM190 232H192V231H190ZM47 233H48V231H47ZM52 233H54V231L52 232ZM85 233V232H84ZM85 233V234H86ZM177 235H176V234ZM204 233V234H205ZM32 234H33V232H32ZM35 234V233H34ZM33 234V235H34ZM85 234H83L82 233V235H85ZM77 235L79 236V234L77 233ZM91 235V234H90ZM200 235V234H199ZM39 236L40 235H38V238H39ZM49 236V235H48ZM47 236V237H48ZM76 236V235H75ZM77 236V237H78ZM188 236H190V235H188ZM77 237H75V238H77ZM91 237H93V236H91ZM91 237L89 238L90 239V242H89V240H88V242L89 243H91V244H93L92 242H91ZM32 238H33V240H32ZM48 238V239H49ZM71 238V239H72ZM125 238V239H124ZM189 238V237H188ZM78 239V238H77ZM77 239H74L75 241L77 240ZM79 239H81V238H79ZM88 239V238H87ZM94 239V238H93ZM92 239V240H93ZM122 239H124V242L126 241V246L124 245V242H123V245H124V247H122V246H120L119 245V243L120 242H122ZM46 240H47V242H46ZM49 240V241H50ZM73 240V241H74ZM78 241V240H77ZM80 241V240H79ZM95 240H93V242H94ZM188 241V240H187ZM81 242H82V240H81ZM96 242V241H95ZM204 242V241H203ZM78 243V242H77ZM80 243V242H79ZM205 243V242H204ZM82 244V243H81ZM81 244H79V246H81ZM122 244V243H121ZM203 244V243H202ZM206 244V243H205ZM55 245V246H54ZM66 245H68V246H66ZM94 245V244H93ZM204 245V244H203ZM208 245H206L207 247H208ZM54 246V247H53ZM76 246V245H75ZM95 246V245H94ZM118 246H120V247H118ZM200 246V248H201V245H199ZM197 248H198V246H196ZM202 247H205V246H202ZM55 248V249H54ZM187 248V247H186ZM200 248H198V249H200ZM209 248V247H208ZM67 249V248H66ZM69 249H72V248H69ZM217 249H220L222 252L221 253H217ZM64 250V251H63ZM68 250V249H67ZM66 250V251H67ZM74 250V249H73ZM204 250H206V249H204ZM208 250V249H207ZM220 250H218V251H220ZM261 250H262V252H261ZM72 251V250H71ZM96 251V252H97ZM188 251H191L190 249L188 250ZM193 251V250H192ZM192 251L190 252V253H192ZM198 251H200V250H198ZM202 251V250H201ZM86 252V251H85ZM223 252L225 253L224 255H221V254H223ZM65 253V252H64ZM70 253V252H69ZM68 253V254H69ZM73 253V252H72ZM84 253V252H83ZM88 252H86L85 254H87ZM90 253V252H89ZM189 253V254H190ZM194 253H198V252H194ZM201 253V252H200ZM71 254V253H70ZM188 254V255H189ZM63 255H65V254H63ZM200 255V254H199ZM202 255H200L201 257H202ZM219 255H221V256H219ZM73 256H75L74 254H73ZM78 255H76V257H77ZM83 256V255H82ZM82 256H81V258H82ZM83 256V257H84ZM106 256V255H105ZM104 256V257H105ZM180 256V257H179ZM192 256H194V255H190V257H192ZM196 256V255H195ZM207 256V257H206ZM196 257H198L199 258V256L197 255ZM224 257H222V259H224ZM66 258V259H65ZM69 258H70V256H69ZM72 258V257H71ZM71 258H70V264H71ZM78 258V257H77ZM76 258V259H77ZM115 258H116V260H115ZM187 258V259H188ZM194 258V257H193ZM193 258H191V259H193ZM73 259H75V257L73 258ZM101 259V260H100ZM103 259V260H102ZM187 259H185L186 261H184L183 263H182V261H181V263L182 264H189L188 262H187ZM190 259V258H189ZM189 259H188V261H189ZM201 259V258H200ZM203 259V258H202ZM81 260V259H80ZM119 260V261H118ZM204 260H203V262H204ZM86 261V260H85ZM78 262V261H77ZM202 262V263H203ZM221 262H223V261H220V263ZM180 263V264H181ZM201 263V262H200ZM199 263V264H200ZM65 264V263H64ZM66 264H68V263H66ZM190 264H192V263H190ZM205 264V263H204ZM216 264V263H215ZM223 264V263H222Z\"/></svg>",
	"mask_w": 264,
	"mask_h": 264
}]
</instances>
